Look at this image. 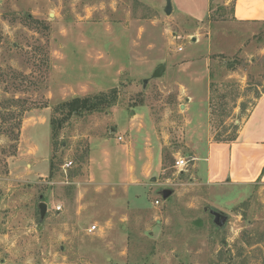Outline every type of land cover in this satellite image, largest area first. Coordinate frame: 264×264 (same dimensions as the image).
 I'll use <instances>...</instances> for the list:
<instances>
[{"label":"rangeland","instance_id":"obj_1","mask_svg":"<svg viewBox=\"0 0 264 264\" xmlns=\"http://www.w3.org/2000/svg\"><path fill=\"white\" fill-rule=\"evenodd\" d=\"M171 2L0 0V264H264V182L196 165L264 90V21Z\"/></svg>","mask_w":264,"mask_h":264},{"label":"crops","instance_id":"obj_2","mask_svg":"<svg viewBox=\"0 0 264 264\" xmlns=\"http://www.w3.org/2000/svg\"><path fill=\"white\" fill-rule=\"evenodd\" d=\"M211 9L208 0V11ZM231 14L235 22L247 27L262 22L264 0H232ZM196 161L198 172L208 183L264 182V90L241 121L236 138L229 142L210 141L204 156H198Z\"/></svg>","mask_w":264,"mask_h":264},{"label":"trees","instance_id":"obj_3","mask_svg":"<svg viewBox=\"0 0 264 264\" xmlns=\"http://www.w3.org/2000/svg\"><path fill=\"white\" fill-rule=\"evenodd\" d=\"M116 100H117V90L116 88H114L109 92H103L91 97H84V98L74 97L70 101L61 104V106L68 107L69 113L94 112V111H102L106 109L107 107L114 104ZM64 120L65 118L58 120L54 125V129H57L58 126L56 125H60ZM53 168H54V164L53 161H51V170H53Z\"/></svg>","mask_w":264,"mask_h":264},{"label":"water","instance_id":"obj_4","mask_svg":"<svg viewBox=\"0 0 264 264\" xmlns=\"http://www.w3.org/2000/svg\"><path fill=\"white\" fill-rule=\"evenodd\" d=\"M173 7H172V2L171 0H166V7H165V12L167 14H170L171 11H172ZM165 69V66L162 65L160 67H158L155 71H154V76H161L163 71ZM154 180V178H153ZM172 191L169 190V189H164L163 190V196L164 198H168L170 195H171ZM41 212H42V215L44 214L45 212V209H46V204L45 203H42L41 204ZM205 210H207V208H205ZM209 213L211 215H213V221L214 223L218 226V227H222L225 225V223L227 222L228 218H229V215L227 214H224L222 212H219L217 210H214V209H210L209 210Z\"/></svg>","mask_w":264,"mask_h":264},{"label":"built area","instance_id":"obj_5","mask_svg":"<svg viewBox=\"0 0 264 264\" xmlns=\"http://www.w3.org/2000/svg\"><path fill=\"white\" fill-rule=\"evenodd\" d=\"M179 50H182V47H179ZM186 165H187V160H186V159L179 158V159L176 160V166H177L178 168H181V169H182V168H184V166H186ZM65 166H70V163L65 164ZM155 203H156V204H159V201L156 200Z\"/></svg>","mask_w":264,"mask_h":264}]
</instances>
